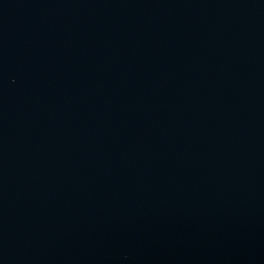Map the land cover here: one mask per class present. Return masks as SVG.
<instances>
[{"label":"water","instance_id":"obj_1","mask_svg":"<svg viewBox=\"0 0 264 264\" xmlns=\"http://www.w3.org/2000/svg\"><path fill=\"white\" fill-rule=\"evenodd\" d=\"M0 264H264V0H0Z\"/></svg>","mask_w":264,"mask_h":264}]
</instances>
